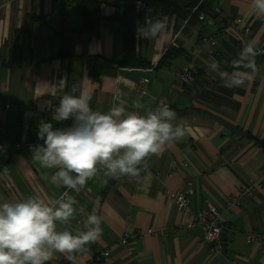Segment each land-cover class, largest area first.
<instances>
[{
  "label": "crops",
  "instance_id": "obj_1",
  "mask_svg": "<svg viewBox=\"0 0 264 264\" xmlns=\"http://www.w3.org/2000/svg\"><path fill=\"white\" fill-rule=\"evenodd\" d=\"M209 9L214 14L212 25L196 15L185 22L152 14L151 20L166 25L152 40L137 37V24L146 19L135 15L131 34L136 44L129 62L151 65L170 45L181 53L148 77L119 63L126 58V29L121 21L111 19L113 7L101 6L96 27L85 30L73 0L1 3L0 203L28 196L51 201L60 194L63 188L50 183L55 169L40 168L33 163L32 154L21 155L13 145L43 142L37 136L42 121L51 122L54 128L71 126V119L53 120L54 111L49 108L71 94L73 86L75 95L80 90L90 92V106L102 113L112 106V94L118 88L124 93L126 110H131L137 100L134 87L146 77L140 114L161 102L185 112L174 121L186 126L185 138L149 157L147 170L139 177L109 179L102 170L87 183L74 207L84 204L87 214L95 211L100 215L103 234L86 246L85 253L75 254V264H264V241L246 244L248 233L264 231V57L256 56L255 71L241 70L249 73L243 87L223 84L232 76L243 75L234 68L245 45L251 42L264 50V17L252 13L251 0H210ZM235 19H241L242 25L234 24ZM246 27L251 31L248 37L243 35ZM211 37L214 46L202 43ZM14 45L20 51L19 63L12 59ZM213 60L218 67L210 66ZM191 61L197 65L195 80L181 88L175 74ZM252 185L251 198L242 196L240 204H228ZM163 190L186 193L193 212L202 210L206 202L218 209L222 226L219 252L199 245L200 225L182 229L189 216L177 212ZM147 229L162 231L165 237L136 235ZM80 230H85L84 223ZM123 233L130 234L125 246L117 244ZM90 252L98 257L92 259ZM46 264L72 262L66 254L55 253Z\"/></svg>",
  "mask_w": 264,
  "mask_h": 264
},
{
  "label": "clouds",
  "instance_id": "obj_2",
  "mask_svg": "<svg viewBox=\"0 0 264 264\" xmlns=\"http://www.w3.org/2000/svg\"><path fill=\"white\" fill-rule=\"evenodd\" d=\"M195 6L198 12L199 6L192 8ZM251 9L255 16L264 17V0H251ZM191 14L198 15L192 11ZM165 29L163 21L148 18L137 24L136 35L152 40ZM259 54L251 42L245 45L234 68L243 75L232 76L230 82H223L224 86L243 87L249 73L241 70L255 71ZM218 64L213 60L210 66L216 68ZM76 92L73 86L71 94L63 95L52 116L57 122L71 119L72 125L54 128L51 122L42 121L37 136L43 144L30 148L33 163L43 169H55L50 183L56 187L79 192L101 169L109 179L139 177L142 170H147L149 157L159 155L166 145L186 136V126L174 123L177 114L166 103L161 102L142 115L136 111L144 107L140 100L133 102L134 110H126L124 93L117 88L112 94V106L102 113L90 106V92L80 90L75 95ZM67 195L65 192L51 201L28 196L22 201L0 203V264H46L55 253L66 254V259L75 264V254L85 253L87 245L101 238L103 218L95 211L87 214L85 230L75 234L66 228L58 230L77 213L76 201L65 199Z\"/></svg>",
  "mask_w": 264,
  "mask_h": 264
},
{
  "label": "built area",
  "instance_id": "obj_3",
  "mask_svg": "<svg viewBox=\"0 0 264 264\" xmlns=\"http://www.w3.org/2000/svg\"><path fill=\"white\" fill-rule=\"evenodd\" d=\"M15 0H0V6L1 3L3 2V5L9 4V2H12ZM204 0H200V2H203ZM134 8L137 14L142 15L145 19L150 18V16L153 14V9L149 6H147L144 2L141 0H138L134 3ZM192 13H196L197 19L201 22H206L208 25L213 24V19L207 16L204 13L197 12V6L192 8ZM186 22V21H185ZM234 24L241 26L242 25V20L241 19H235ZM250 28L246 27L243 29V35L245 37H248L250 34ZM202 43L204 45H209V46H214L215 45V39L210 38V39H203ZM259 50L260 54L257 55L258 57H264V50L261 48H256ZM166 52V51H165ZM159 60L154 61L150 66L146 68H140V69H134L136 71L142 72L148 77L152 76L154 72L158 68V63ZM121 69H126V68H121ZM120 69V70H121ZM127 70V69H126ZM133 70V69H131ZM197 74V65L194 61L189 62L185 67H183L179 72L175 74V78L177 81L178 86L181 88H186L192 85V83L195 80V76ZM148 84V78L143 77L140 78L136 86L134 87L133 94L136 99H139L140 102L143 98L144 95H146V88ZM57 105H52L50 106V111H54L55 107ZM158 106V105H157ZM156 106V107H157ZM9 106H6L8 108ZM134 110V109H131ZM129 110V111H131ZM140 113V109H136ZM40 144H43L41 142ZM37 145V144H36ZM31 146H35L34 143L32 142H19L14 144V149L17 153L21 155H31ZM148 163V160H147ZM101 169L100 171H102ZM145 171V170H142ZM171 177V175H169ZM90 181V180H89ZM88 181V182H89ZM87 182V183H88ZM261 186V185H260ZM259 186V187H260ZM83 188L81 191L76 192L72 190H68L63 188L60 192V194L55 198H60L65 192H67V198H73L75 201H77L78 197L80 196L81 192L84 190ZM164 194L173 201L175 205V209L179 213H184L187 216H189V221L188 223L183 226L184 231H188L189 229H192L195 225H200L203 229L202 236L199 241L200 246H205L207 247L211 252H219L220 251V246L218 245L221 236H222V226H221V221H220V213L217 208H215L211 203L206 202L204 205V208L202 210H197V211H192L190 207V201L186 193H180V192H170L168 190H163ZM255 192V185L252 186H246L243 188L239 193L241 196L237 198L236 196H233V198L229 199L228 204H240L242 196H246L248 198H251ZM244 199V198H243ZM83 208L84 210L81 211L80 209ZM88 213L87 206L84 204H79L78 209H77V214L75 217L74 222L70 221L68 225L66 226H58V230H64L65 228L68 229H73L75 233L78 231H81V227L83 226L84 219L86 218ZM136 235L138 236H143V235H148V236H158V237H165V233L162 231H155L152 229H147L144 231L138 232ZM130 234L128 233H123L119 241L117 242L118 245L125 246L128 243V237ZM264 241V231H256L248 233L246 237V244H250L253 242H261ZM90 257L92 259L97 258L98 256L95 255L94 253L90 252L89 253ZM102 256H107V252H103L101 254Z\"/></svg>",
  "mask_w": 264,
  "mask_h": 264
},
{
  "label": "trees",
  "instance_id": "obj_4",
  "mask_svg": "<svg viewBox=\"0 0 264 264\" xmlns=\"http://www.w3.org/2000/svg\"><path fill=\"white\" fill-rule=\"evenodd\" d=\"M76 6H79L80 13L84 20V29H94L98 23L99 11L101 6H111L114 9V15L111 17L113 21H121L123 27L126 29L124 36V55L126 58L119 62L121 65L129 66L130 68H146L150 66L146 61L134 60L133 62L128 61V57L135 51L136 39L132 37L131 25L137 14L134 8V3L138 0H73ZM147 6L153 9V14L161 17L174 16L176 20L188 22L193 21L194 15L191 14L192 7L196 4L199 6L198 12H202L207 16L213 18L210 13V0H141ZM83 29V30H84ZM12 52L13 62H18V55L20 51L17 46H13ZM181 53L177 52L171 45L167 48L162 58L159 60L158 67L161 64L166 63L167 60H172ZM19 63V62H18ZM158 69V68H157ZM188 88V87H186ZM177 116L183 115L185 112L182 110H174ZM258 145H262L261 142H257ZM264 146V145H263ZM14 147V145H13Z\"/></svg>",
  "mask_w": 264,
  "mask_h": 264
},
{
  "label": "water",
  "instance_id": "obj_5",
  "mask_svg": "<svg viewBox=\"0 0 264 264\" xmlns=\"http://www.w3.org/2000/svg\"><path fill=\"white\" fill-rule=\"evenodd\" d=\"M214 15V14H213Z\"/></svg>",
  "mask_w": 264,
  "mask_h": 264
}]
</instances>
